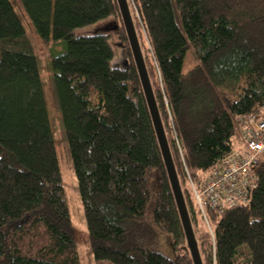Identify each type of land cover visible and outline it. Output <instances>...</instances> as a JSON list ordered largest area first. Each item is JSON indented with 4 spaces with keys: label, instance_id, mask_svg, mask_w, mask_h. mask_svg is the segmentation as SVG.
<instances>
[{
    "label": "trees",
    "instance_id": "1",
    "mask_svg": "<svg viewBox=\"0 0 264 264\" xmlns=\"http://www.w3.org/2000/svg\"><path fill=\"white\" fill-rule=\"evenodd\" d=\"M54 85L95 264H194L117 0H20ZM204 264H264V159L247 200L207 206L192 183L264 117V0H129ZM113 18L127 67L105 33ZM196 62L185 70L188 51ZM171 239L172 254L162 240ZM0 264H81L34 45L0 0Z\"/></svg>",
    "mask_w": 264,
    "mask_h": 264
},
{
    "label": "rangeland",
    "instance_id": "2",
    "mask_svg": "<svg viewBox=\"0 0 264 264\" xmlns=\"http://www.w3.org/2000/svg\"><path fill=\"white\" fill-rule=\"evenodd\" d=\"M11 2L20 15L25 29L34 45L35 54L38 59L39 69L43 81L44 93L47 100L49 117L51 119L57 155L63 178L64 195L70 210L73 227L75 229V237L79 249L81 264H95L93 249L89 241L84 206L78 190V181L62 122V112L54 85V74L51 63L53 56L65 49L66 41L51 40L48 44L43 43L38 37L35 27L31 19L27 15L25 9L23 8L21 1L11 0ZM74 33L75 35H95L97 33H105L109 36L110 43L115 51V57L112 61V65L121 68L127 67L129 61L124 53V43L118 32L116 21H114L113 18L98 22L93 25L78 28ZM195 62L196 60L194 54L191 50H189L186 56L184 67L185 70L191 68ZM162 246L163 251L167 254L173 253L171 239L169 237L163 238Z\"/></svg>",
    "mask_w": 264,
    "mask_h": 264
},
{
    "label": "built area",
    "instance_id": "3",
    "mask_svg": "<svg viewBox=\"0 0 264 264\" xmlns=\"http://www.w3.org/2000/svg\"><path fill=\"white\" fill-rule=\"evenodd\" d=\"M238 133L240 145L213 166L203 182L191 181L195 202L205 219L207 206L224 210L240 204L256 186V170L264 159V117L252 114L241 118Z\"/></svg>",
    "mask_w": 264,
    "mask_h": 264
},
{
    "label": "water",
    "instance_id": "4",
    "mask_svg": "<svg viewBox=\"0 0 264 264\" xmlns=\"http://www.w3.org/2000/svg\"><path fill=\"white\" fill-rule=\"evenodd\" d=\"M122 22L131 48L133 60L140 76L145 99L153 121L171 189L175 198L178 213L186 237V244L194 264H204L199 240L190 216L182 183L170 148L165 126L161 117L152 81L146 65L143 49L138 36L129 0H117Z\"/></svg>",
    "mask_w": 264,
    "mask_h": 264
},
{
    "label": "bare ground",
    "instance_id": "5",
    "mask_svg": "<svg viewBox=\"0 0 264 264\" xmlns=\"http://www.w3.org/2000/svg\"><path fill=\"white\" fill-rule=\"evenodd\" d=\"M162 117V116H161Z\"/></svg>",
    "mask_w": 264,
    "mask_h": 264
}]
</instances>
